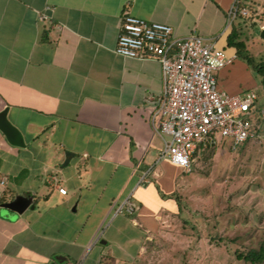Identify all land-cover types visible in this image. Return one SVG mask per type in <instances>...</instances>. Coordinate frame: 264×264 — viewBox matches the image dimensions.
Here are the masks:
<instances>
[{"label": "crops", "instance_id": "0c3cea01", "mask_svg": "<svg viewBox=\"0 0 264 264\" xmlns=\"http://www.w3.org/2000/svg\"><path fill=\"white\" fill-rule=\"evenodd\" d=\"M234 1L0 0V112L25 144L13 147L0 132V264H137L147 255L177 208L180 171L159 166L160 63L114 54L122 17L223 49L245 22H228ZM53 175L66 195L47 184ZM28 193L33 208L22 214L1 207ZM128 200L138 211L116 214Z\"/></svg>", "mask_w": 264, "mask_h": 264}, {"label": "rangeland", "instance_id": "374dc122", "mask_svg": "<svg viewBox=\"0 0 264 264\" xmlns=\"http://www.w3.org/2000/svg\"><path fill=\"white\" fill-rule=\"evenodd\" d=\"M261 5L249 8L251 18L244 19L239 33L254 63L264 65ZM233 26H239L238 19ZM230 49L225 46L222 50L229 54ZM261 80L237 57L224 69L222 78L217 77V86L231 94L223 87L228 81L237 93L253 91L257 102L264 104ZM159 166L165 173L180 174L175 187L177 208L161 221L153 246L137 264H248L238 260L237 254L264 246V145L246 142L233 149L228 139L219 138L216 145L195 152L187 175L165 159ZM67 264H76L75 259L68 258Z\"/></svg>", "mask_w": 264, "mask_h": 264}, {"label": "built area", "instance_id": "2783aa9c", "mask_svg": "<svg viewBox=\"0 0 264 264\" xmlns=\"http://www.w3.org/2000/svg\"><path fill=\"white\" fill-rule=\"evenodd\" d=\"M242 4L245 2L234 1L228 11L229 23L237 17H251ZM45 18L41 14L39 19ZM171 35L167 25L125 13L114 49L115 55L125 59L155 58L160 63L163 89L152 114L155 131L162 140L159 159L187 175L196 150L216 145L219 138L228 139L233 149L246 142L264 145V104L257 102L256 93L229 94L217 86L216 74L236 56H227L208 39L188 36L173 40ZM47 184L60 195L67 194L56 176H51ZM138 209L128 200L116 214L133 215Z\"/></svg>", "mask_w": 264, "mask_h": 264}, {"label": "trees", "instance_id": "16d2710c", "mask_svg": "<svg viewBox=\"0 0 264 264\" xmlns=\"http://www.w3.org/2000/svg\"><path fill=\"white\" fill-rule=\"evenodd\" d=\"M249 2L251 0H248ZM244 7H248L254 9V5L246 6L242 4ZM251 18V17H250ZM239 20H242L239 17ZM240 25V23H239ZM228 47H233L236 49L237 56L243 58L249 66H251L262 78L261 83L264 86V65L263 64H255L252 56L249 55L246 44L243 40L240 39V33L238 30H233L227 39ZM237 259L241 260L248 264H263L264 263V246H261L258 250H249L245 254H237Z\"/></svg>", "mask_w": 264, "mask_h": 264}, {"label": "water", "instance_id": "95a60500", "mask_svg": "<svg viewBox=\"0 0 264 264\" xmlns=\"http://www.w3.org/2000/svg\"><path fill=\"white\" fill-rule=\"evenodd\" d=\"M260 38L264 39V29L260 31ZM7 109L0 112V132L5 137L9 145L17 148H24L25 144L19 130L13 126L6 118ZM31 195L16 196L12 201L3 203L1 207L17 214H22L26 209L33 208Z\"/></svg>", "mask_w": 264, "mask_h": 264}]
</instances>
